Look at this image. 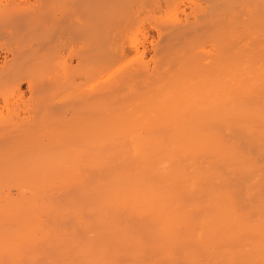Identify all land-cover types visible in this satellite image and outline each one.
<instances>
[{
    "label": "bare ground",
    "instance_id": "6f19581e",
    "mask_svg": "<svg viewBox=\"0 0 264 264\" xmlns=\"http://www.w3.org/2000/svg\"><path fill=\"white\" fill-rule=\"evenodd\" d=\"M56 213L76 264H264V0H0V264Z\"/></svg>",
    "mask_w": 264,
    "mask_h": 264
},
{
    "label": "rangeland",
    "instance_id": "374dc122",
    "mask_svg": "<svg viewBox=\"0 0 264 264\" xmlns=\"http://www.w3.org/2000/svg\"><path fill=\"white\" fill-rule=\"evenodd\" d=\"M145 56H146L147 58H149V57H148L149 54H146ZM147 58H145V59H147ZM21 84H22V83H21ZM21 84H20V86H21L20 89H21V90H24L25 87H26V84H25L24 82H23L22 85H21ZM11 193L13 194V192H11ZM80 202H81V204L83 205V203L86 202V201H84V202L82 203V200H81ZM80 202H78V203L80 204ZM75 203H76V202H75ZM78 203H76V204L78 205ZM64 205H65V206H66V205L69 206V204H67V203H64ZM70 205H71V204H70ZM77 205H75V204L73 203V205H71V208H72V206L75 207V208H77V207L79 206V207L81 208V205H78V206H77ZM69 207H70V206H69ZM85 207H87V206H84V208H85ZM73 215H74V214H72V216H73ZM57 216H58V213H56L55 216L53 215V216H52L53 218H51V216L49 217V223H51V224H57V223H58V224L56 225V226H58V227L56 228L57 230L54 231V233L57 234V236L53 233V235L50 236L49 241H50L53 237H55V240H53L54 238L52 239L53 241H55V243H54L52 240H51V243L54 244V245L56 244L55 246H58L59 248H58V247H55L54 245H52V246H54V248H53V247H49V248H47L48 246L45 245V246L43 247V249H45V251H46L47 259H48V257L52 256L51 258L48 259V260H49V264H69V263H70V264H76V263H75V258H74V255H73L74 253H73V252H75V250H76V249H79V248H76V247H75L76 245L71 246L72 248L69 247V244H70V238H68V237H70V236H69V233H70V232L67 233V232L65 231V230L70 231V230H69V227H68V225L65 226V227H63V225H62V227H63L65 230H64L63 228H61V226H60V221H61V219H58V218H60V217L58 216L57 219L54 218V217H57ZM72 216H71V217H72ZM71 217H70V218H71ZM73 218H76V217L73 216ZM73 218H71L70 220L73 221V220H74ZM78 218H80V217H78ZM81 220H82V219H81ZM85 220H86V219H85ZM58 228H60V229H58ZM63 230H64V231H63ZM64 232H66L68 236L65 237V236H64V235H65ZM83 233H85V236H86V237H84V234H83ZM54 235H55V236H54ZM87 235H90V232L87 233V231H85V230L83 229V230H82V233H81V237H80V242H81V239H86L85 241L88 242V241H90V236H91L92 238H93V236H94V235L91 234L89 237H87ZM57 238H60V240L57 239ZM61 238H63L62 242H63V241H66L65 239L68 238L66 242L68 243V241H69V243L66 244V245L69 247V251L67 250L66 246L63 245V244H65V242H64V243L61 242ZM92 238H91V239H92ZM87 240H88V241H87ZM94 240H95V242H96V239H93V240L90 241V243H91V242H94ZM56 241H57V243H56ZM60 242H61V243H60ZM82 242H83V244L85 243L84 241H82ZM48 244H49V243H48ZM59 244H60V245H59ZM61 245L64 246V247L66 248V250H63L64 247H62V250L65 251V253H66V251H68V254H67V255H69V256H70V259H72L73 261H72V260L67 261L68 259L65 257V253L62 254V253H61L62 250H61V252L59 251V252H60V255H62V257L64 256L65 259L59 257L60 260H61V259H62V260L64 259V261L61 260V261H59V263H58L59 258H58V260H57V257H58V255H59V253L57 252V250H60ZM81 245H82V244H78L77 246L80 247ZM50 246H51V244H50ZM82 246H83V245H82ZM82 246H81L80 248H82ZM51 249H54V250H51ZM71 249H72V252H70ZM73 249H75V250H73ZM49 250H50V251H49ZM69 252H70V253H73V254H71L72 256L69 254ZM47 253H48V254H47ZM109 253H110V252H109ZM109 253H108V254H109ZM57 254H58V255H57ZM110 254H111V255H109V257H107L108 255L106 256L107 259L110 258V257L113 255V252L110 253ZM56 255H57V257L54 258ZM53 256H54V257H53ZM72 257H73V258H72ZM106 258H105V259H106ZM52 259H53V260H52ZM55 259H56L57 262L55 261ZM66 259H67V260H66ZM50 260H51V262H50ZM65 260H66V261H65ZM62 262H63V263H62ZM80 264H81V263H80ZM151 264H152V263H151Z\"/></svg>",
    "mask_w": 264,
    "mask_h": 264
}]
</instances>
